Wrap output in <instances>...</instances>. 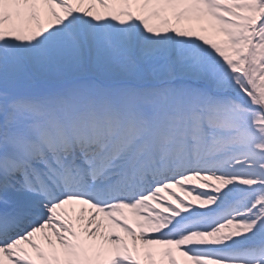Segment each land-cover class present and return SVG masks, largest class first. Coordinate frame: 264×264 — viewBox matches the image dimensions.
<instances>
[{
  "label": "snow or ice",
  "instance_id": "obj_1",
  "mask_svg": "<svg viewBox=\"0 0 264 264\" xmlns=\"http://www.w3.org/2000/svg\"><path fill=\"white\" fill-rule=\"evenodd\" d=\"M0 264H264V0H0Z\"/></svg>",
  "mask_w": 264,
  "mask_h": 264
},
{
  "label": "bare ground",
  "instance_id": "obj_2",
  "mask_svg": "<svg viewBox=\"0 0 264 264\" xmlns=\"http://www.w3.org/2000/svg\"><path fill=\"white\" fill-rule=\"evenodd\" d=\"M176 191H178L177 189H176ZM184 195V193L183 194H181V196H183ZM186 199H190V197H185ZM71 214V213H70ZM117 231H119L118 229H117ZM122 235H123V233H121ZM129 242H130V240H129Z\"/></svg>",
  "mask_w": 264,
  "mask_h": 264
},
{
  "label": "rangeland",
  "instance_id": "obj_3",
  "mask_svg": "<svg viewBox=\"0 0 264 264\" xmlns=\"http://www.w3.org/2000/svg\"><path fill=\"white\" fill-rule=\"evenodd\" d=\"M193 26H197V25H193ZM177 190H178L177 193H178L179 195L183 194V192H180L179 189H177ZM128 239L130 240V238H128Z\"/></svg>",
  "mask_w": 264,
  "mask_h": 264
}]
</instances>
